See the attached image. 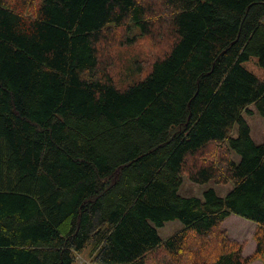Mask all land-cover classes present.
<instances>
[{
	"label": "trees",
	"instance_id": "1",
	"mask_svg": "<svg viewBox=\"0 0 264 264\" xmlns=\"http://www.w3.org/2000/svg\"><path fill=\"white\" fill-rule=\"evenodd\" d=\"M138 31L149 63L122 87L115 47ZM253 56L264 0H0V264H264ZM185 175L232 188L183 195ZM233 213L257 224L250 256Z\"/></svg>",
	"mask_w": 264,
	"mask_h": 264
},
{
	"label": "rangeland",
	"instance_id": "2",
	"mask_svg": "<svg viewBox=\"0 0 264 264\" xmlns=\"http://www.w3.org/2000/svg\"><path fill=\"white\" fill-rule=\"evenodd\" d=\"M122 33L123 32H120L118 34L122 35ZM138 37V42L133 45L122 44L120 46L116 45L115 47L111 71L116 83L119 86L125 87L127 84L135 81L139 77L137 71L134 68V63L136 61L139 60L140 62L144 61L149 63L146 61V58H149V50L147 44L143 41V38L140 37L139 31ZM109 46L111 47L112 44L108 43L106 47ZM245 65L249 70L264 80V68L258 64L257 57L253 56L250 61L245 63ZM147 67L148 66L144 68L147 69ZM248 108L252 111V114H249L247 111H245L244 117L251 127V135L257 143L264 142V117L258 113L254 104L249 105ZM209 147L213 148L214 144H210ZM232 156L235 159H238L235 154H232ZM209 187H214L217 192L223 196L232 188V184L216 183L214 180H211L206 184H199L192 181L187 175H185L180 192L183 195L188 196H202L203 191ZM181 225L182 222L179 220L169 221L163 227L159 228V233L163 238H166L175 231L179 230ZM222 229L226 231L231 239L245 244L243 251L244 255L250 256L253 254L256 246V241L253 238V235L257 229V224L255 222L233 213L224 220L222 223ZM87 258V253L78 255L77 264H81ZM251 264H263V261L260 259H255L251 262Z\"/></svg>",
	"mask_w": 264,
	"mask_h": 264
},
{
	"label": "crops",
	"instance_id": "3",
	"mask_svg": "<svg viewBox=\"0 0 264 264\" xmlns=\"http://www.w3.org/2000/svg\"><path fill=\"white\" fill-rule=\"evenodd\" d=\"M166 223H168V222H166ZM182 227H183V224H182L179 228L181 229ZM175 232H176V231H175ZM175 232H174V233H175ZM172 234H173V233H172ZM172 234H171V235H172ZM169 236H170V235H169ZM245 256H246V255H245Z\"/></svg>",
	"mask_w": 264,
	"mask_h": 264
}]
</instances>
